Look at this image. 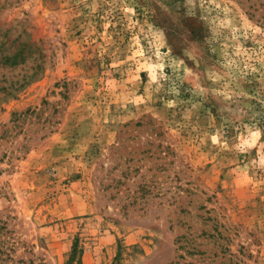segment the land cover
<instances>
[{"label":"rangeland","instance_id":"374dc122","mask_svg":"<svg viewBox=\"0 0 264 264\" xmlns=\"http://www.w3.org/2000/svg\"><path fill=\"white\" fill-rule=\"evenodd\" d=\"M0 264H264V0H0Z\"/></svg>","mask_w":264,"mask_h":264},{"label":"trees","instance_id":"16d2710c","mask_svg":"<svg viewBox=\"0 0 264 264\" xmlns=\"http://www.w3.org/2000/svg\"><path fill=\"white\" fill-rule=\"evenodd\" d=\"M26 48H27V50H26ZM26 50V55H28L29 57H32V62H33V64H37L36 63V61H37V59L36 58H34L33 57V54L35 55V52L36 51H39L38 50V48L35 46H33V45H31V44H28V46H26L25 48H24V51ZM20 51V52H19ZM38 53V52H37ZM23 56H25V54H23V52H21V50L20 49H17L15 52H13L12 53V57L14 58V59H16V57H20V58H22ZM21 60H23V59H21ZM20 60V61H21ZM34 68V67H33ZM32 68V71H30L28 74H26V78H22V81L21 82H19L18 83V85L16 86V88L17 87H20V86H22V85H24V84H26V83H29V81L31 80V79H33L34 78V76L36 75V73H38V71H39V69H40V66H39V64L38 65H36V69L34 70ZM28 75V76H27ZM27 77H29V78H27ZM30 77H31V79H30ZM15 83H17V82H15Z\"/></svg>","mask_w":264,"mask_h":264}]
</instances>
